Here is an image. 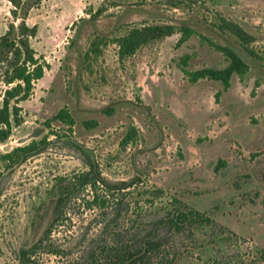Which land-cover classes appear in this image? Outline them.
<instances>
[{"label": "rangeland", "instance_id": "374dc122", "mask_svg": "<svg viewBox=\"0 0 264 264\" xmlns=\"http://www.w3.org/2000/svg\"><path fill=\"white\" fill-rule=\"evenodd\" d=\"M170 1L42 0L29 10L26 21L37 26L31 44L46 66L20 103L22 122L0 143V264H22L20 250L58 214L51 246L32 258L84 264L94 248L127 230L153 228L164 214L161 202L174 197L209 218L182 233L155 225L175 264H264V0H175L178 7ZM11 7L0 0V35L13 20ZM183 21L237 51L247 73H234L227 89L209 79L190 83L180 69L184 54L191 55L189 69L228 63L196 34L178 44L176 32L118 56L114 36ZM97 35L99 47L90 51ZM61 108L73 116L72 126L53 118ZM45 136L47 147L21 164L9 168L1 160ZM89 158L108 182L135 179L133 185L114 196L84 186L59 202L64 179L88 171ZM94 193L107 200L104 208L89 205ZM150 195L152 207L144 201Z\"/></svg>", "mask_w": 264, "mask_h": 264}, {"label": "trees", "instance_id": "16d2710c", "mask_svg": "<svg viewBox=\"0 0 264 264\" xmlns=\"http://www.w3.org/2000/svg\"><path fill=\"white\" fill-rule=\"evenodd\" d=\"M12 7L10 9L13 20L8 23L6 30L0 35V83L4 85L2 99L0 102V143L4 142L11 134L14 125L22 122L20 103L26 100L32 93L34 83L43 76L46 64L37 56L31 44V39L36 36L37 26L29 25L26 21L28 12L37 6L42 0H8ZM173 7H178L175 0L169 3ZM102 9L97 10V14ZM220 31V24L217 25ZM179 33L177 43L182 44L192 35H198L202 40L208 42L214 49L223 52L228 63L222 68L201 67L189 69L188 61L190 54H184L180 59V69L190 83H196L200 79L218 81L227 89L231 85V77L234 73L244 75L249 70L247 61L233 48L220 45L207 36L200 34L193 25L188 22L179 24L171 23H151L134 26L127 29L123 34L114 36L112 41L118 46V56L124 58L130 56L141 46L158 38ZM99 35L91 41L90 51L97 50L100 44ZM247 49V48H245ZM248 54L253 52L246 50ZM54 119L62 121L69 127L74 124V118L67 108H61L53 116ZM96 122L92 120L84 121V124L93 126ZM127 139H132L131 131L127 134ZM47 136L38 140L16 146L10 151L1 154V160L6 167L12 168L28 158L43 151L47 147ZM90 159V158H89ZM89 169L85 173H73L66 177V184L62 187L63 192L58 197L59 202L70 199L78 190L88 186L96 192L97 188L104 187L112 196L119 194V191L129 189L135 179L121 181L113 184L100 176L98 165L90 159ZM159 191V190H157ZM121 194V193H120ZM123 196L125 194H122ZM152 195V194H151ZM147 196L145 202L148 207L154 205L152 196ZM120 201L124 197H120ZM107 200L98 193L92 194L89 202L90 206L97 205L104 208ZM136 205H138L137 202ZM130 208L131 206L128 205ZM145 206L140 205L139 210ZM164 210L163 216L156 219V226L159 224L174 233L190 231V228L198 223H204L209 218L203 213L188 207L178 198L161 202ZM135 214V206L132 210L127 209L125 215L132 217ZM57 215L42 236L27 248H22L19 252V260L22 264H37L32 258L39 247L51 246L48 242L51 226L58 221ZM150 229L141 226L127 230V236H121L113 240L112 245H101L91 251V257L84 264H175L173 248H168L164 242L156 238L155 226ZM58 253V249L51 250Z\"/></svg>", "mask_w": 264, "mask_h": 264}]
</instances>
